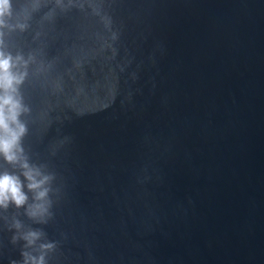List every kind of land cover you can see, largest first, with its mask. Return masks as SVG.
<instances>
[{
    "label": "water",
    "instance_id": "95a60500",
    "mask_svg": "<svg viewBox=\"0 0 264 264\" xmlns=\"http://www.w3.org/2000/svg\"><path fill=\"white\" fill-rule=\"evenodd\" d=\"M8 3L0 264H264V0Z\"/></svg>",
    "mask_w": 264,
    "mask_h": 264
},
{
    "label": "clouds",
    "instance_id": "9594fccd",
    "mask_svg": "<svg viewBox=\"0 0 264 264\" xmlns=\"http://www.w3.org/2000/svg\"><path fill=\"white\" fill-rule=\"evenodd\" d=\"M8 8V0H0V17L5 15ZM19 82L11 72L10 58L0 59V89L4 91V95L0 96V155L8 163L15 161L14 150L17 148L20 137L24 132L23 126L18 122L19 102L10 94L14 91V85ZM13 125H16L18 131L14 130ZM22 167L27 168V165L24 164ZM23 175L29 182L27 187L30 191H35L43 183V181H35L34 177L27 171ZM21 189L22 185L17 176L7 173L0 175V206L6 207L9 202L16 207L23 206L27 197ZM44 195L45 192H38L36 199H40Z\"/></svg>",
    "mask_w": 264,
    "mask_h": 264
}]
</instances>
